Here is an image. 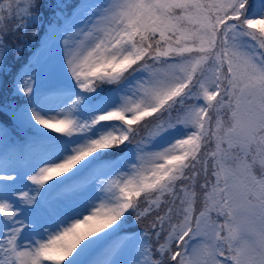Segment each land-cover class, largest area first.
<instances>
[{"label": "snow or ice", "instance_id": "obj_1", "mask_svg": "<svg viewBox=\"0 0 264 264\" xmlns=\"http://www.w3.org/2000/svg\"><path fill=\"white\" fill-rule=\"evenodd\" d=\"M42 7L0 0L2 76L44 32L0 95V264H264V0Z\"/></svg>", "mask_w": 264, "mask_h": 264}, {"label": "trees", "instance_id": "obj_2", "mask_svg": "<svg viewBox=\"0 0 264 264\" xmlns=\"http://www.w3.org/2000/svg\"><path fill=\"white\" fill-rule=\"evenodd\" d=\"M74 1L75 0H61L62 3H65L67 5V8L65 9V11L67 13L70 12V10L68 9V6L70 4H72ZM41 3H42V5H44V7H42V9H41V11L43 13L42 18L46 24L48 18L51 16V10L47 7V5L55 3V0H41ZM33 32H37L39 35L33 37V35H32ZM42 34H43V29L39 25H32V26L28 27V30L26 33L19 32V33H16L15 37L11 38L13 44L18 43L20 45H23V42H25L26 43V44H24V50L25 51L17 54L15 49H13L12 52L7 57L6 63L9 66H11L12 72L7 76H2V74H0V80H2L3 85H4L3 88H0V95H2L4 91H6V90H8V88H10V85L12 82L13 69L15 68V66L17 64H19L20 62L23 61L24 55L27 54L31 48H33V43L36 42L37 39H40ZM28 45H29V47H28ZM17 55L19 56V59L16 58ZM10 99H15L18 103L23 102L19 97L13 98L10 96ZM0 119L3 120L5 123H7L8 127L10 129H12V135L13 136H15V137L20 136V132L18 130H16L15 128H13L10 117H5V116L0 115Z\"/></svg>", "mask_w": 264, "mask_h": 264}, {"label": "rangeland", "instance_id": "obj_3", "mask_svg": "<svg viewBox=\"0 0 264 264\" xmlns=\"http://www.w3.org/2000/svg\"><path fill=\"white\" fill-rule=\"evenodd\" d=\"M81 2H82V0H75L72 4H70L69 6H68V9L71 11V12H73V10L76 8V6L77 5H79V4H81ZM44 35V34H43ZM42 35V36H43ZM41 36V37H42ZM16 44H18V43H15V44H13L12 43V46H13V49H15V47H16ZM24 44H26L25 42H23V49H24ZM28 47H29V45H28ZM23 51H25V50H23ZM18 54V53H17Z\"/></svg>", "mask_w": 264, "mask_h": 264}]
</instances>
